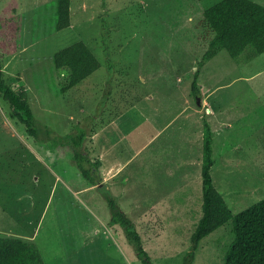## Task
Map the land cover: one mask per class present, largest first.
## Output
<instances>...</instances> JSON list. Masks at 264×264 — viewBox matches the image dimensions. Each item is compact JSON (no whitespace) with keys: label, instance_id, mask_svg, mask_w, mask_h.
<instances>
[{"label":"rangeland","instance_id":"rangeland-1","mask_svg":"<svg viewBox=\"0 0 264 264\" xmlns=\"http://www.w3.org/2000/svg\"><path fill=\"white\" fill-rule=\"evenodd\" d=\"M218 1L71 0V26L57 30L58 0H0V21L14 8L22 17L5 76L26 87L40 122L39 139L30 137L0 94V238L34 242L47 264H144L109 223V191L152 264H187L202 217L204 116L214 132V184L233 213L264 199V53L221 50L201 68V95L192 93L213 37L204 12ZM78 41L101 66L64 93L53 57ZM84 131L92 158L98 131V142L134 155L109 186L91 184L53 144ZM233 240L230 221L200 242L190 264H226Z\"/></svg>","mask_w":264,"mask_h":264},{"label":"trees","instance_id":"trees-1","mask_svg":"<svg viewBox=\"0 0 264 264\" xmlns=\"http://www.w3.org/2000/svg\"><path fill=\"white\" fill-rule=\"evenodd\" d=\"M16 10L14 8L12 16L0 21V94L12 108L10 116L25 125L30 137L39 139L40 122L29 103L28 90L25 86L17 89L5 76V55L20 50L22 17ZM204 20L212 30L213 37L194 72L192 93L195 96H200L202 92L198 83L201 68L221 50H227L233 58L239 57L248 47L256 54L264 53V5L254 0H220L205 10ZM71 23V0H58L56 29L67 28ZM53 59L55 67L61 71L60 90L64 93L101 66L98 57L84 41L57 51ZM203 122L202 217L191 236L193 250L188 253L187 264L194 259L200 242L230 221L233 223L234 240L226 254L225 263L264 264V199L237 214L233 213L214 184V132L205 116ZM47 133L51 135L50 131ZM58 138H54L52 143L73 158L82 175L91 184L99 186L103 180L101 161L96 156L91 157L85 144L86 131ZM105 197L111 211L110 225L120 226L144 264H152L135 221L119 208L109 191ZM0 264L47 263L34 242L7 236L0 238Z\"/></svg>","mask_w":264,"mask_h":264},{"label":"crops","instance_id":"crops-1","mask_svg":"<svg viewBox=\"0 0 264 264\" xmlns=\"http://www.w3.org/2000/svg\"><path fill=\"white\" fill-rule=\"evenodd\" d=\"M170 122L168 124H170ZM168 124H167V126H168ZM164 128H165V126L160 128V130L162 131ZM103 132L98 131V133H94V135L92 136L93 139L95 140V145H94V147H92V150L94 153L95 152L97 153V155H95V156L101 161V175H102L103 180L99 184V186H109L110 184H109L108 180L113 181L116 178V176L118 175L121 167H126L125 169H127V167L129 165H131L134 155L132 156L129 153V151H127L128 153L126 155H124V151H126L125 148H121V149L118 147H116L118 149L110 148V143L107 142V144H108L107 145L105 143V140L102 142H98V136L103 134ZM159 133H160V131L159 132L156 131V133L151 137L150 141L154 142V140L158 138ZM111 140H112V144H113L112 146H114V147H115V145L120 144L119 139H117L119 142L116 143L115 137H113V139H111ZM123 157H124V159H123ZM122 169H124V168H122ZM107 178H109V179L107 180Z\"/></svg>","mask_w":264,"mask_h":264}]
</instances>
